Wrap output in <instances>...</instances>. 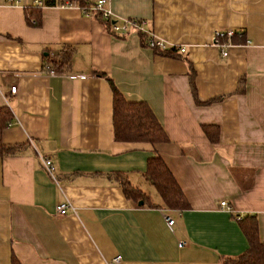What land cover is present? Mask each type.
I'll return each mask as SVG.
<instances>
[{
  "label": "crops",
  "instance_id": "0c3cea01",
  "mask_svg": "<svg viewBox=\"0 0 264 264\" xmlns=\"http://www.w3.org/2000/svg\"><path fill=\"white\" fill-rule=\"evenodd\" d=\"M32 1L0 0V106L11 115L1 140L26 144L0 157V264L10 255L19 264H227L247 248L244 215L264 243V0L107 1L112 17L144 20L172 54L135 31L109 32L77 6L42 5L29 23ZM225 28L240 35L223 57L211 33ZM62 44L73 49L67 70H42ZM96 72L125 100L144 101L168 142L113 141L111 90ZM204 125L216 127L214 142ZM155 153L186 208L164 207L144 179ZM115 173L148 200L126 198Z\"/></svg>",
  "mask_w": 264,
  "mask_h": 264
},
{
  "label": "trees",
  "instance_id": "16d2710c",
  "mask_svg": "<svg viewBox=\"0 0 264 264\" xmlns=\"http://www.w3.org/2000/svg\"><path fill=\"white\" fill-rule=\"evenodd\" d=\"M45 6H57L63 2L73 3L82 8L88 7L93 1L85 0H41ZM41 6L33 5V9H25L26 21L37 23L39 19L38 9ZM30 11V13H29ZM88 16L95 17L103 21L109 30V20L103 19L98 12L92 11ZM31 18V20L29 19ZM144 37L143 35H141ZM239 35H234L233 39ZM70 45H59L55 48L56 59H52L48 54L42 56V70H52L53 72H65L69 66L72 55ZM157 50V49H154ZM172 54L176 51L171 47L168 49L157 50ZM95 75L103 77L111 90V136L113 141L118 142H144L150 145L168 142V138L151 110L144 101H127L115 88L112 81L103 73L96 72ZM193 95L194 94V90ZM197 102V101H196ZM11 121L10 111L6 106H0V157L17 154L26 144H4L1 140V132ZM202 131L210 142L216 139L217 129L214 126L204 125ZM119 184L124 196L134 202L148 200V196L140 189L132 186L124 175L115 173L113 175ZM144 179L154 188L161 204L170 209H184L187 202L182 191L173 178L172 174L158 154H154L146 161L143 172ZM238 225L247 240V248L238 256L226 260L227 264H264V243L259 242L256 233L255 218L244 215L238 220ZM10 264H19L14 255H10Z\"/></svg>",
  "mask_w": 264,
  "mask_h": 264
},
{
  "label": "built area",
  "instance_id": "2783aa9c",
  "mask_svg": "<svg viewBox=\"0 0 264 264\" xmlns=\"http://www.w3.org/2000/svg\"><path fill=\"white\" fill-rule=\"evenodd\" d=\"M108 0H93V2L88 6V7H78L81 11L82 14L84 15H89L92 11L98 12L100 16L103 19L109 20V30L111 33L114 34H123L126 33L130 30L135 31L136 33H139L145 37L146 45L151 48V49H157V50H163V49H168L166 43L159 39H155L152 37V33L148 28H146V23L142 19H130V18H122V19H117L112 17V14L110 10L107 7V2ZM33 5H38L42 6V1L41 0H33ZM57 6H76L73 3H68V2H63ZM234 35H240L239 31H236L235 29L231 28H225V29H213L211 33V43L214 45L221 56H226L227 55V49L229 46L233 44L232 38ZM248 43V40H245V44ZM184 48L179 47L177 49L178 52H183ZM50 74H53L54 72L52 70L47 71ZM15 87L11 86L9 91L10 93L14 92ZM41 164L45 168V170L52 175V172L54 170V166L52 165L51 161L47 157H42L40 159ZM219 206L221 208H225L227 210H230V207L226 205L224 201H220ZM55 211L63 215L66 212V204L65 203H60L55 206ZM164 221L166 224L170 227L173 223V220L167 216L164 215ZM118 259L115 257L113 261H117Z\"/></svg>",
  "mask_w": 264,
  "mask_h": 264
},
{
  "label": "water",
  "instance_id": "95a60500",
  "mask_svg": "<svg viewBox=\"0 0 264 264\" xmlns=\"http://www.w3.org/2000/svg\"><path fill=\"white\" fill-rule=\"evenodd\" d=\"M139 203H141V201H139Z\"/></svg>",
  "mask_w": 264,
  "mask_h": 264
}]
</instances>
